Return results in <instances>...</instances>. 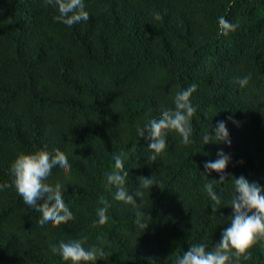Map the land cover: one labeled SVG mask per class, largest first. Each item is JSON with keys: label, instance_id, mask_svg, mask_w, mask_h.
I'll return each instance as SVG.
<instances>
[{"label": "trees", "instance_id": "trees-1", "mask_svg": "<svg viewBox=\"0 0 264 264\" xmlns=\"http://www.w3.org/2000/svg\"><path fill=\"white\" fill-rule=\"evenodd\" d=\"M85 9L91 23L70 31L48 0H0V184L11 185L20 153L62 155L70 172L49 186L64 189L74 214L41 230L14 186L0 190V264H70L52 248L81 237L84 247L105 249L96 264H175L193 244L211 249L234 193L230 182L212 180L221 202L211 201L204 162L224 148L227 173L264 185V0H85ZM220 16L236 25L227 35ZM192 83L193 142L169 131L152 159L138 128ZM229 115L238 121L227 122L230 148L204 145L203 134ZM117 154L130 192L139 177L156 181L141 189L139 208L116 200L106 180ZM100 207L103 225L93 223ZM248 251L239 264H264V239Z\"/></svg>", "mask_w": 264, "mask_h": 264}, {"label": "clouds", "instance_id": "clouds-1", "mask_svg": "<svg viewBox=\"0 0 264 264\" xmlns=\"http://www.w3.org/2000/svg\"><path fill=\"white\" fill-rule=\"evenodd\" d=\"M48 2L56 6L59 13L56 19L67 25L70 31L91 23L90 17L86 14L85 0H48ZM217 20L222 35H227L236 28V25L224 16L218 17ZM248 80V75L238 77V83L242 87L247 85ZM196 89L195 83L182 88L174 97V107L164 108L158 118H150L143 127L138 128L140 136H144L147 132L145 138L147 147L151 150L152 159L166 149V136L169 131H175L183 144L193 142L191 118L196 108L192 105L190 97ZM229 121L233 125L238 124L233 115H229L224 120H217L214 126L211 125L212 130L203 134V144L212 142L230 148L232 141L227 127ZM211 137L215 138V142ZM231 161L230 152L225 151L224 148H218L216 158L206 160L203 165L204 170L201 172L206 181L204 189L215 204H220L221 198L214 191L211 181L232 184L234 194L230 199V222L223 228L219 241L211 249L205 244H193L175 259V264H239L241 257L243 260L250 258L248 250L252 245L264 239V185L249 181L244 175L236 177L227 173L226 168ZM70 169L69 161L59 154L53 158L43 150L27 154L20 153L10 166L13 178L11 185L0 184V190L14 186L26 208L42 219L39 227L44 230L67 223L74 218L72 210L65 202L64 189L57 187L53 190L49 186L55 174L67 175ZM127 169L122 156L114 155V170L105 173L106 180L108 184L115 186L116 200L139 208L140 201L137 198L142 195L141 189L149 192L156 181L152 175L139 177L137 189L130 192L126 187ZM210 172L217 173L218 179H208ZM139 216L138 211L137 217ZM97 217L93 221L94 224H105L108 220L107 208L100 207ZM138 223L143 230L147 226V223L139 219ZM84 239L86 238L81 237L67 242L61 240L58 245L53 246L52 251L58 252L61 259L70 264H96L97 260L105 256V249L95 244L86 248L83 244Z\"/></svg>", "mask_w": 264, "mask_h": 264}]
</instances>
